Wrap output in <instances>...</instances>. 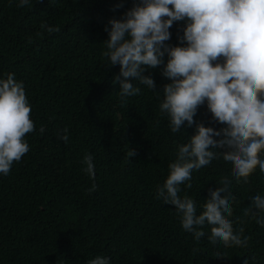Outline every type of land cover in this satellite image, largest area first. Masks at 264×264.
<instances>
[{
  "label": "trees",
  "instance_id": "obj_1",
  "mask_svg": "<svg viewBox=\"0 0 264 264\" xmlns=\"http://www.w3.org/2000/svg\"><path fill=\"white\" fill-rule=\"evenodd\" d=\"M134 2L0 0V76L11 72L23 82L34 122L25 135L29 151L0 175V264H86L97 254L110 264H264V227L244 213L253 195L264 194L258 167L245 182L217 158L192 171L191 187L181 185L180 195L193 197L199 211L209 190L230 180L229 219L248 237L243 247L213 245L208 225L193 239L174 206L156 197L195 122L222 125L200 104L194 123L173 133L157 92L133 81L140 92L121 98L119 65H107L103 41L108 20ZM183 25L174 21L164 43H185L177 39ZM160 67L143 73L157 90L168 82ZM89 153L93 176L84 171Z\"/></svg>",
  "mask_w": 264,
  "mask_h": 264
},
{
  "label": "clouds",
  "instance_id": "obj_2",
  "mask_svg": "<svg viewBox=\"0 0 264 264\" xmlns=\"http://www.w3.org/2000/svg\"><path fill=\"white\" fill-rule=\"evenodd\" d=\"M31 2L18 0L20 6ZM181 20L182 36L177 39L185 43L165 44L173 22ZM108 25L103 55L107 65H119L114 82L121 98L140 92L133 81L157 92L158 108L173 133L194 123L200 104H206L222 125L216 129L195 122L186 142L176 146L156 197L174 206L182 229L193 239L201 238L208 225L213 245L246 246L243 229L234 231L229 219L234 201L230 180H219L222 187L209 190L199 211L195 199L180 192L181 185L191 187L193 170L217 158L245 182L257 167L264 173V0H138L121 18H110ZM57 30L46 26L48 32ZM157 66L168 78L159 90L153 78L143 74ZM30 111L23 82L11 72L0 76V175L6 176L13 162L29 151L25 135L34 130ZM60 139L67 136L61 134ZM83 163L84 171L93 176L90 153ZM244 213L264 227V194L253 195ZM86 264H110V258L97 254Z\"/></svg>",
  "mask_w": 264,
  "mask_h": 264
}]
</instances>
